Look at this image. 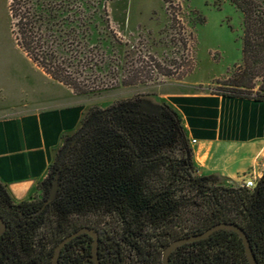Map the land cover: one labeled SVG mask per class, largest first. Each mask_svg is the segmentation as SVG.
<instances>
[{
	"label": "trees",
	"instance_id": "trees-1",
	"mask_svg": "<svg viewBox=\"0 0 264 264\" xmlns=\"http://www.w3.org/2000/svg\"><path fill=\"white\" fill-rule=\"evenodd\" d=\"M110 1L10 0L12 35L19 49L45 76L76 95L95 96L145 84L152 71L143 65L136 67L141 62H134L133 47L123 44L112 26ZM228 1L243 15L242 63L220 91L212 94L264 102V0ZM258 79L263 84L255 91ZM128 109L118 102L105 111L91 108L83 114L79 128L86 126L87 136L81 144L84 156L81 164L99 185L103 180L109 186L120 180L130 187L132 183L138 184L141 234L149 233L147 222L151 220L149 213L142 212L143 205L153 190L167 188L165 178L158 174L168 171L186 172L188 236L198 234L202 222L221 217L247 221L264 229V173L253 190L213 187L207 178L196 175L193 151L174 110L165 103L161 107V115L168 124L165 133L162 124L150 126L148 120L119 113ZM51 171L38 186L40 194L48 193ZM120 172L138 176L120 178ZM0 197L7 204L14 203L1 184ZM35 204L33 198L22 202L20 207L29 210ZM166 210L163 206L159 218H165ZM37 211L36 207L33 213ZM30 215L33 216L31 211ZM35 218L27 233L43 230L44 235L35 240L30 237L24 243L1 239L0 264H52L55 249L52 210ZM83 260V255L74 256L66 250L59 263L82 264Z\"/></svg>",
	"mask_w": 264,
	"mask_h": 264
},
{
	"label": "rangeland",
	"instance_id": "rangeland-1",
	"mask_svg": "<svg viewBox=\"0 0 264 264\" xmlns=\"http://www.w3.org/2000/svg\"><path fill=\"white\" fill-rule=\"evenodd\" d=\"M9 3L0 0V110L47 107L59 99L68 102L73 94L70 102L84 105L85 115L91 108L105 111L121 102L151 116L166 133L167 120L161 115L164 96L184 90L218 93L242 63L243 15L228 0H111L113 28L123 44L133 47L134 62H141L136 67H148L151 78L145 84L79 96L49 80L19 49L12 35ZM262 84V79L256 80L255 91ZM73 138L63 140L53 166L67 158ZM44 196L40 194L35 202ZM43 233H26V237L35 240Z\"/></svg>",
	"mask_w": 264,
	"mask_h": 264
},
{
	"label": "flooded vegetation",
	"instance_id": "flooded-vegetation-1",
	"mask_svg": "<svg viewBox=\"0 0 264 264\" xmlns=\"http://www.w3.org/2000/svg\"><path fill=\"white\" fill-rule=\"evenodd\" d=\"M126 111L119 113L125 115ZM134 119L148 120L150 126H155L154 119L149 115L147 118ZM81 129L78 128L68 136H74L72 146L68 150L67 158L52 167L48 193L35 204L37 213H33L36 207L22 209L21 203L7 204L0 197V217L6 225L0 240L27 242L26 233L29 225L35 222V217L52 210L54 248L66 238L76 235L64 246L61 256L66 250H70L74 256L83 255L82 264H96L93 261L96 244L99 264H165L164 253L167 248L188 237L186 172L168 171L158 174L160 178H165L167 188L153 190L148 202L144 203L142 212L151 215V220L147 222L150 231L147 235L141 234L138 184L132 183L130 187L128 182L123 183L120 180L109 186L103 180L99 185L81 164L84 159L81 144L87 136L86 128ZM118 175L126 179L130 175L138 176L137 173L128 172H120ZM55 181L57 191L54 199L48 202ZM217 187L227 189L223 185ZM163 206L167 210L165 218L161 219L159 212ZM30 211L36 216L30 215ZM218 224H233L242 229L257 264H264V229L247 221L235 222L229 217H221L202 222L198 234ZM83 231H89L94 236ZM167 264H249V261L239 234L230 230H219L204 240L180 245L169 255Z\"/></svg>",
	"mask_w": 264,
	"mask_h": 264
},
{
	"label": "crops",
	"instance_id": "crops-1",
	"mask_svg": "<svg viewBox=\"0 0 264 264\" xmlns=\"http://www.w3.org/2000/svg\"><path fill=\"white\" fill-rule=\"evenodd\" d=\"M70 100L0 110V184L15 203L40 195L38 186L48 178L63 139L79 128L86 109ZM163 100L178 114L190 144L197 142L191 149L202 177L240 185L253 172L263 175L264 102L190 90Z\"/></svg>",
	"mask_w": 264,
	"mask_h": 264
},
{
	"label": "water",
	"instance_id": "water-1",
	"mask_svg": "<svg viewBox=\"0 0 264 264\" xmlns=\"http://www.w3.org/2000/svg\"><path fill=\"white\" fill-rule=\"evenodd\" d=\"M124 114L127 115V116L134 117V118H147L148 117L147 114L142 113V112H137V111H126V112H124ZM56 191H57V182L55 181L54 184L51 187L50 196H49L48 202L52 201L54 199ZM5 230H6V225H5L4 221H3V219L0 217V237L5 232ZM219 230H230V231L238 233L239 236L243 239V243H244V246H245V251H246V255H247L249 264H257V261H256L254 255H253L249 240H248L245 232L242 229H240L239 227H237V226H235L233 224H218V225L212 227L211 229L207 230L204 233L188 236V237H186V238H184L182 240H179V241L173 243L171 246H169L167 248V250L164 253V263L167 264V260H168L169 255L176 248H178L180 245H182V244H190V243H194V242H198V241L204 240V239L208 238L210 235H212L213 233H215V232H217ZM83 232H87V233L92 234L89 231H83ZM75 236L76 235H72V236L66 238L63 242H61L55 248L54 255H53V258H52V264H60L59 260H60L61 252H62L64 246L67 243H69ZM94 246H95V249H94V253H93L94 254L93 261H95L96 264H99L97 253H96V244Z\"/></svg>",
	"mask_w": 264,
	"mask_h": 264
},
{
	"label": "built area",
	"instance_id": "built-area-1",
	"mask_svg": "<svg viewBox=\"0 0 264 264\" xmlns=\"http://www.w3.org/2000/svg\"><path fill=\"white\" fill-rule=\"evenodd\" d=\"M196 143H197V142L194 141V140L191 141V144H192V145H195ZM261 177H262L261 174L256 173V172H253L252 175H251L250 180H248L247 182H245V183H241V184L238 185V186L229 183V184H231L229 187H231V188H246V189H249V190H253V189H255L256 184H257V182L261 179Z\"/></svg>",
	"mask_w": 264,
	"mask_h": 264
}]
</instances>
